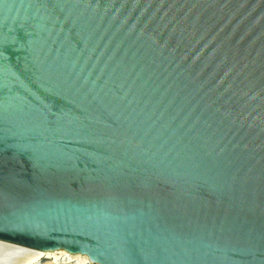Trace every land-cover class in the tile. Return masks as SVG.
<instances>
[{
    "label": "water",
    "instance_id": "water-1",
    "mask_svg": "<svg viewBox=\"0 0 264 264\" xmlns=\"http://www.w3.org/2000/svg\"><path fill=\"white\" fill-rule=\"evenodd\" d=\"M0 241L264 264V0H0Z\"/></svg>",
    "mask_w": 264,
    "mask_h": 264
},
{
    "label": "bare ground",
    "instance_id": "bare-ground-1",
    "mask_svg": "<svg viewBox=\"0 0 264 264\" xmlns=\"http://www.w3.org/2000/svg\"><path fill=\"white\" fill-rule=\"evenodd\" d=\"M0 256L1 262L4 261V256L14 257L15 261L14 258H11L12 260L9 258V261L14 264H90L86 257L80 255L71 256L64 252L38 253L27 248L1 241ZM5 261L4 263L7 264Z\"/></svg>",
    "mask_w": 264,
    "mask_h": 264
},
{
    "label": "rangeland",
    "instance_id": "rangeland-1",
    "mask_svg": "<svg viewBox=\"0 0 264 264\" xmlns=\"http://www.w3.org/2000/svg\"><path fill=\"white\" fill-rule=\"evenodd\" d=\"M2 257H3V255H2ZM9 258L11 259L12 257H10V256H8V257L4 256V261H5L6 259H8V260L5 261L7 264H8L9 262H10L11 264H14L13 262L9 261ZM13 258H14V257H13ZM13 258H12V259H13ZM12 259H11V260H12ZM4 261H2L3 263L1 262V256H0V264H5ZM14 261H15V258H14ZM10 263H9V264H10Z\"/></svg>",
    "mask_w": 264,
    "mask_h": 264
}]
</instances>
